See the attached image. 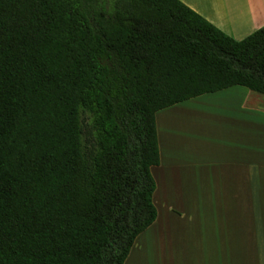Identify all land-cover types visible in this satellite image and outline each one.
Segmentation results:
<instances>
[{"label": "trees", "instance_id": "trees-1", "mask_svg": "<svg viewBox=\"0 0 264 264\" xmlns=\"http://www.w3.org/2000/svg\"><path fill=\"white\" fill-rule=\"evenodd\" d=\"M264 96V27L181 0H0V264H124L158 218L156 113Z\"/></svg>", "mask_w": 264, "mask_h": 264}, {"label": "crops", "instance_id": "crops-1", "mask_svg": "<svg viewBox=\"0 0 264 264\" xmlns=\"http://www.w3.org/2000/svg\"><path fill=\"white\" fill-rule=\"evenodd\" d=\"M181 1L237 40L264 27V0ZM238 87L156 113L158 218L124 264H264V96Z\"/></svg>", "mask_w": 264, "mask_h": 264}, {"label": "rangeland", "instance_id": "rangeland-1", "mask_svg": "<svg viewBox=\"0 0 264 264\" xmlns=\"http://www.w3.org/2000/svg\"><path fill=\"white\" fill-rule=\"evenodd\" d=\"M237 89H241L242 90V93H249V96H250V102L253 104L256 100L255 99H258V96H255V95H253V94H251L252 93V91H250V90H248V89H246V88H242V87H238ZM255 93V92H254ZM223 96V95H222ZM215 97L216 96H212V95H210L209 96V98H207V99H205V100H203V102L205 103H212V102H215L214 100H215ZM221 97V96H220ZM260 97H262V95L260 96ZM217 98H219V97H217ZM203 102H201V101H196V103H195V101H193V102H189L190 103V105H196V104H202ZM222 104V103H221ZM186 105H188V104H186ZM216 105H218V104H216ZM154 175V174H153ZM160 198H162V196H160ZM161 220H162V218H161ZM146 237V236H145ZM159 254V253H158ZM161 254V255H160ZM160 257L163 255V243H162V248L160 249ZM146 256H147V253H146ZM160 257H157V259L158 258H160ZM141 259H143V260H141L138 264H162V261L160 262V263H156V261L153 263H151V262H149L148 263V261H150V259L148 260L146 257L145 258H141Z\"/></svg>", "mask_w": 264, "mask_h": 264}]
</instances>
